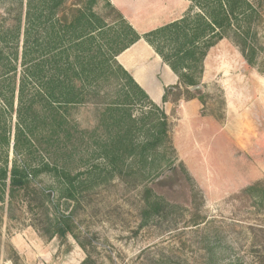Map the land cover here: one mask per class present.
Masks as SVG:
<instances>
[{"label":"rangeland","instance_id":"1","mask_svg":"<svg viewBox=\"0 0 264 264\" xmlns=\"http://www.w3.org/2000/svg\"><path fill=\"white\" fill-rule=\"evenodd\" d=\"M255 1L264 15V0ZM25 3L0 0V29L23 25ZM103 5L97 12L114 20ZM257 37L255 67L230 37L223 38L205 60L204 105L195 113L168 112L173 148L166 156L177 168L172 181L155 184L170 171L145 180L131 172L101 176L73 199L60 198L55 179L46 175L24 189L6 186L0 198V264H80L87 254L91 264H264V203L245 190L264 182V21ZM117 89L113 81L90 89L87 101L69 110L71 124L97 127L100 107L116 98ZM144 110L131 108L135 116ZM78 141L83 148L86 138ZM146 185L165 205L142 223ZM54 224L66 226L65 237Z\"/></svg>","mask_w":264,"mask_h":264},{"label":"trees","instance_id":"2","mask_svg":"<svg viewBox=\"0 0 264 264\" xmlns=\"http://www.w3.org/2000/svg\"><path fill=\"white\" fill-rule=\"evenodd\" d=\"M190 1L181 18L140 35L109 0H26L23 25L0 29V198L6 186L24 189L41 175L55 179L63 199H73L80 187L101 176L131 172L145 180L172 166L155 184L173 180L177 168L166 156L173 148L168 114L116 55L143 37L179 79L164 88L163 102L196 98L204 105L207 93L191 87L202 84L209 49L230 37L247 65L255 67L257 25L264 21L255 0ZM100 2L114 20L97 12ZM109 81L118 85L116 98L100 107L97 127L71 124L69 110L87 101L90 89ZM136 105L146 109L139 116L131 112ZM78 138H86L80 141L83 148ZM245 190L264 203V182ZM142 199V223L161 214L165 201L152 187L144 186ZM53 230L61 237L68 231L58 224ZM90 260L87 254L80 264Z\"/></svg>","mask_w":264,"mask_h":264},{"label":"crops","instance_id":"3","mask_svg":"<svg viewBox=\"0 0 264 264\" xmlns=\"http://www.w3.org/2000/svg\"><path fill=\"white\" fill-rule=\"evenodd\" d=\"M109 1L122 13L125 20L140 35L158 26L181 18L191 7L190 0ZM116 60L131 75L133 80L143 89L148 97L162 107L167 114L171 108H177L178 113L183 114L189 109L195 113V108L201 107V104L196 98H180L175 103L170 101L163 102L164 88L179 83V79L143 37H140L119 52L116 55ZM203 78L204 72L202 81Z\"/></svg>","mask_w":264,"mask_h":264},{"label":"water","instance_id":"4","mask_svg":"<svg viewBox=\"0 0 264 264\" xmlns=\"http://www.w3.org/2000/svg\"><path fill=\"white\" fill-rule=\"evenodd\" d=\"M199 87H201V86H195V87H191V89H194V88H199ZM171 168H172V166L171 167H168L164 172H162V174L161 175H163V174H165L166 173V171H170L171 170ZM160 175V176H161Z\"/></svg>","mask_w":264,"mask_h":264}]
</instances>
